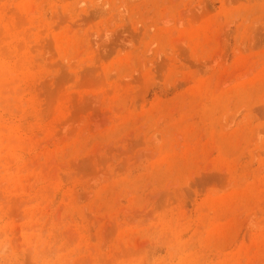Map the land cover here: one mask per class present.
<instances>
[{
	"label": "rangeland",
	"instance_id": "374dc122",
	"mask_svg": "<svg viewBox=\"0 0 264 264\" xmlns=\"http://www.w3.org/2000/svg\"><path fill=\"white\" fill-rule=\"evenodd\" d=\"M0 264H264V0H0Z\"/></svg>",
	"mask_w": 264,
	"mask_h": 264
}]
</instances>
